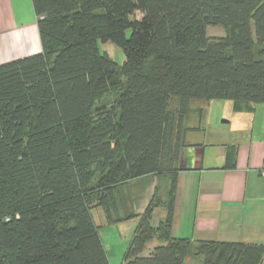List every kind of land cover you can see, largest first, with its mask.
<instances>
[{"label":"trees","instance_id":"trees-1","mask_svg":"<svg viewBox=\"0 0 264 264\" xmlns=\"http://www.w3.org/2000/svg\"><path fill=\"white\" fill-rule=\"evenodd\" d=\"M33 5L42 51L0 64V264H111L96 206L110 222L140 217L122 264H184L189 255L261 264L263 245L195 243L172 228L178 175L193 168L192 101L232 100L237 111L264 103V0ZM210 25L226 35L209 36ZM99 41L121 47L125 60L103 54ZM149 175L170 178L166 197L156 191L143 213L118 215L120 186Z\"/></svg>","mask_w":264,"mask_h":264},{"label":"crops","instance_id":"crops-1","mask_svg":"<svg viewBox=\"0 0 264 264\" xmlns=\"http://www.w3.org/2000/svg\"><path fill=\"white\" fill-rule=\"evenodd\" d=\"M41 51L33 0H0V64ZM231 107L229 118L223 122L226 127H211L204 140H191L187 135L194 155L193 168L178 175L175 206L178 214L183 211V216H176L173 231L189 226L190 234L186 235L195 243L264 246V176L260 173L264 164V103L238 111L234 103ZM229 150L234 153V167L226 168ZM159 180H166V197L168 176L149 175L130 181L131 185L146 184H140L148 193L145 207L155 195ZM178 218L182 224H177Z\"/></svg>","mask_w":264,"mask_h":264},{"label":"rangeland","instance_id":"rangeland-1","mask_svg":"<svg viewBox=\"0 0 264 264\" xmlns=\"http://www.w3.org/2000/svg\"><path fill=\"white\" fill-rule=\"evenodd\" d=\"M142 15L139 13L137 14V18H141ZM130 33V31H128ZM209 36H225L226 31L224 27L219 25H210L207 29ZM261 47L257 46L255 49V56L257 58H262V56L259 54L261 51ZM99 50L103 54H109L113 59H115L117 62L122 63L125 60V54L121 47L117 46L116 44L112 42H102L99 41ZM264 58V57H263ZM107 102L110 103L111 100L107 99ZM233 104L232 100H210V101H197L194 100L191 103V111L188 117V122L192 125H196L198 129L189 131V139L191 140H204L206 138V131H209L211 127L215 126H221L226 127L225 123H223L225 120L229 118V115L232 112L231 105ZM252 105V104H251ZM178 106V98L173 97L171 100L170 108L175 109ZM203 109V112L201 114V111ZM211 136H209L210 138ZM132 181V180H130ZM130 181L123 183L120 186V195H121V212H119L118 215L124 216L129 214L130 212H135V214H141L145 211V209L148 207L150 202L145 207V204L148 200V193L145 189V185L141 184L142 182H139L137 184H130ZM159 187L156 189L158 193L164 194V188L166 185V180H159ZM170 183V181H167V184ZM144 185L140 188L141 185ZM149 182L147 183V185ZM162 188V189H161ZM139 189V190H138ZM141 189V190H140ZM161 189V191H160ZM165 196H163L164 198ZM154 198V196L151 198V200ZM174 217L173 222L177 217L183 216V211H180V214L176 211V206L174 208ZM166 214V209L163 207H157L154 210L152 223L155 226H158L160 221L162 220L163 216ZM92 215L94 218L95 223L98 226L99 234L101 236V239L104 243L105 249L108 253L109 259L111 261V264H122L124 261L125 254L130 246V242L133 238V235L135 233L136 228L139 225L140 217L135 216L125 221H119V222H110L106 217V212L101 206H96L92 209ZM179 215V216H178ZM177 224H182V219H177ZM190 228L189 226L176 231L172 232L174 236L185 238L187 237L186 234H190ZM158 244L157 239H154L151 243L148 244L144 254L147 255L149 251L152 249V247ZM241 252H236L233 254V259H235L236 256H241ZM237 261V260H236ZM238 262V261H237ZM184 264H204L202 256H193L189 255L185 261Z\"/></svg>","mask_w":264,"mask_h":264},{"label":"built area","instance_id":"built-area-1","mask_svg":"<svg viewBox=\"0 0 264 264\" xmlns=\"http://www.w3.org/2000/svg\"><path fill=\"white\" fill-rule=\"evenodd\" d=\"M260 173H261V175L264 176V164H263L262 168L260 169Z\"/></svg>","mask_w":264,"mask_h":264}]
</instances>
